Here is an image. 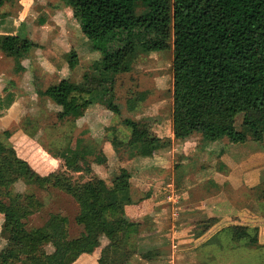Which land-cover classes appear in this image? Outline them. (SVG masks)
<instances>
[{"label": "trees", "instance_id": "trees-1", "mask_svg": "<svg viewBox=\"0 0 264 264\" xmlns=\"http://www.w3.org/2000/svg\"><path fill=\"white\" fill-rule=\"evenodd\" d=\"M62 1L72 9L91 50L102 57L92 63L94 73H84L81 85L61 78L43 89L36 87L38 95L59 107L58 120L80 115L84 106L94 103L119 114L115 76L131 70L138 50L158 51L172 45L173 137L185 139L199 133L203 139L215 141L232 134L233 141L242 142L249 134L264 144V0ZM4 2L0 0V17ZM23 41L25 37L19 33L0 34V51L19 59ZM13 93L0 97V111L11 105ZM143 95L141 92L139 97ZM136 99L128 100L130 109ZM238 113H242V128L236 130L233 123ZM123 123L130 128L127 144L141 151L140 155L152 154L159 138L150 133L148 125L130 118H124ZM21 128L34 136L23 124ZM4 134L10 133L5 130ZM76 141L81 144L78 154L89 155L91 144H83L79 138ZM68 146L56 152L45 150L62 159L67 169L87 171L75 164ZM20 179L70 195L78 205L74 220L82 227L79 235L69 238L67 218L56 212L41 226L28 228L24 219L40 204L32 194L10 192L9 186ZM129 179L130 173L121 167L112 180V190L104 192L95 179L79 182L57 169L41 174L8 142L0 140V228L6 240L0 264H71L102 237L108 243L100 264H131L129 255L136 252L152 260L150 252L143 253L136 245L137 223L125 219L124 207L131 202ZM120 217L126 221L122 230L114 226ZM224 229L250 248L261 247L256 228L231 224ZM48 245L50 251L45 248Z\"/></svg>", "mask_w": 264, "mask_h": 264}, {"label": "rangeland", "instance_id": "rangeland-1", "mask_svg": "<svg viewBox=\"0 0 264 264\" xmlns=\"http://www.w3.org/2000/svg\"><path fill=\"white\" fill-rule=\"evenodd\" d=\"M19 1L7 0L2 7L4 11L2 14L13 15L12 18L10 17L11 22L14 21V15L20 11ZM28 5L23 17L24 21L15 25L19 33L25 37V41L20 44L21 56L19 59L7 58L9 63L6 62L7 67L3 69L4 79L0 89L14 92V102L9 106L8 109H11L9 112L8 109L0 111V140L8 142L19 156L25 158L41 174L56 169L62 170L79 182L95 179L104 192H109L112 190V180L119 174L121 167L127 169L131 177L132 173H136V169L139 171L138 167L142 165L147 167L149 163L145 160V155H140L141 151L127 144L130 128L123 123L124 118L145 122L148 125L150 133L159 138L153 145V151L171 143L169 136L173 137L172 45L168 49L158 51L138 50L131 70L115 76L114 89L116 101L120 105L119 114L112 113L100 103H94L84 106L80 115L58 120L55 114L59 107L49 98L38 95L36 87L43 89L61 78H68L75 84L81 85L84 83V73H94L91 65L102 55L91 50L90 43L82 33L72 9L62 0H29ZM141 92L144 95L139 97ZM131 98L137 99L134 107L130 109L128 100ZM241 118L242 113H238L234 118L233 124L236 130L242 128ZM22 124L27 131L34 132L33 137L22 130ZM5 130L10 134L5 135ZM191 136L189 138H195L198 144L205 140L199 139L198 133H193ZM247 136L251 137L249 134ZM76 138L82 139L83 144H91L89 155L78 154L81 144ZM226 138L230 141L233 135H227ZM232 142L241 141L232 140ZM67 144L69 145L67 153L75 158V164L87 167V171L67 169L62 159L53 157L45 150L49 148L52 152H56L58 148ZM177 154L179 153L175 155ZM175 155L174 159L172 158L173 164L176 165L183 160L184 165L190 169L194 165L189 158L191 156ZM9 188L13 194H32L40 204L35 206L34 211L24 219L28 228L41 226L50 213L56 212L66 216L69 238L79 235L82 231L81 225L74 220L78 205L61 189L49 185L39 187L23 179L13 182ZM135 191V185L131 186L130 203L141 197L146 199L143 196L145 192L139 195ZM204 220L203 218L202 221ZM1 223L0 215V225ZM136 223L137 233L142 230L146 234L153 230V224H150L149 220ZM114 226L122 230L126 226V221L120 217L114 221ZM142 227L144 228L139 230ZM200 231L201 228H191L181 237H194ZM166 233L167 230L160 229L149 237L138 236L136 245L143 250V253L148 251L153 256L150 264H264V248H250L246 245V241L232 238L226 229L217 231L216 237H210L206 241L207 244L209 242L213 244L216 239V246L204 245L198 248L197 262L190 260L189 252L193 251V241L186 243L185 247L179 245L174 248L171 246L170 238L176 242L179 237H168ZM107 243L106 238H100L90 252L82 253L71 264H100L101 252ZM5 245L6 240L0 228V251ZM45 248L47 251L51 250L49 245ZM184 256L188 257L186 263L182 262Z\"/></svg>", "mask_w": 264, "mask_h": 264}, {"label": "crops", "instance_id": "crops-1", "mask_svg": "<svg viewBox=\"0 0 264 264\" xmlns=\"http://www.w3.org/2000/svg\"><path fill=\"white\" fill-rule=\"evenodd\" d=\"M28 2L19 1L20 11L14 15V21H10L12 14L0 17V34L19 33L15 25L24 21ZM7 58L13 57L0 51V85L4 79L2 75L3 69L7 67ZM7 92V89H0V97ZM226 136L215 141L203 140L201 144L195 138L175 139L169 136L171 143L145 157L148 166L142 165L138 167L139 171L136 169V173L131 174L130 188L135 185V193L142 195L145 192L143 196L146 199L141 197L143 199L124 207L125 219L136 222L146 219L153 224L151 232L144 234L140 230L142 227L137 236L149 237L161 229L167 230L168 237H179L176 242L170 238L174 248L179 245L185 247L186 243L193 241L190 260L197 262L200 246H216V239L213 244H207L206 241L216 237V232L226 226L237 224L256 228L257 241L261 245L259 248H264V144L251 137L245 142L233 143V138L229 141ZM198 138L203 139L200 134ZM176 153L191 156L189 158L194 164L191 169L184 165L183 160L178 165L173 164ZM130 161L133 163L132 159ZM197 227L201 231L196 236L181 237L191 228ZM129 261L131 264L151 262L137 252L130 255ZM187 261L188 257L184 256L182 262Z\"/></svg>", "mask_w": 264, "mask_h": 264}]
</instances>
